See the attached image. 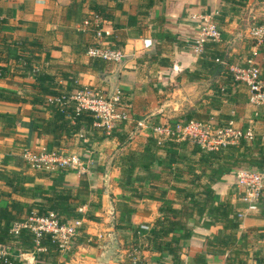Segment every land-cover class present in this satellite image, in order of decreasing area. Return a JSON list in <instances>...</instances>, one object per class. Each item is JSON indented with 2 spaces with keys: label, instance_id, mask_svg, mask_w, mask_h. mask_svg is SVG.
I'll return each instance as SVG.
<instances>
[{
  "label": "crops",
  "instance_id": "0c3cea01",
  "mask_svg": "<svg viewBox=\"0 0 264 264\" xmlns=\"http://www.w3.org/2000/svg\"><path fill=\"white\" fill-rule=\"evenodd\" d=\"M98 9L113 20H101L97 27L93 18ZM202 15L213 17L221 38L205 43L196 55L193 48L200 38L198 18ZM263 24L264 0H0V67H7L0 87L25 100L0 101V113L11 117L12 124L0 126V206L16 201L33 205L37 211L39 206H48L47 199L55 192L66 190L71 194L69 202L77 205L82 214L85 241L75 239L72 250L54 258V264H132L134 258L139 264H169L167 255L151 251L142 237L133 235L135 229L144 224L152 228L162 218V201L157 197L134 198L136 177L145 172L136 167L132 175L124 178V170L142 155L147 142L152 150L161 147L156 152L160 159L168 156L164 145L170 140H161L156 128L193 117L194 113L221 126L232 119L236 127L244 131L252 127L255 139L264 140V118L251 123L255 109L245 84L234 83L232 75L231 94L227 93V99L225 94L220 100L217 98V86L227 87L231 79L228 65L246 67L252 61L261 67L264 77V41L258 46L250 36L254 26ZM14 42L25 48L24 54L32 51V67L53 77L64 92L83 86L109 91L116 81L130 108L129 120L116 128L124 140L103 137V129L96 125L94 116L76 132L56 136L55 124H47L54 120V114L46 106L34 103L42 95L33 88L34 79L24 76L23 60L6 56L4 46H13ZM99 42L120 50L123 61L111 64L89 57L88 48ZM210 55L216 58L217 68L213 64L197 67L200 60L211 62ZM176 142L181 147L172 170L181 173L160 187L167 191L173 207L180 209L182 198L173 187L203 191L215 168L212 163H200L201 153L193 149L192 141ZM42 148L78 155L86 170H70L64 175L57 170L43 176L18 165L25 149ZM156 165L155 175L166 180L161 164L157 161ZM189 171L200 175V180L192 183ZM238 172L223 175L212 189L215 204L229 200L233 215H242L240 228L224 230L220 224H207L208 216L194 214L189 221L193 234L185 242L186 250L181 256L184 263H194L198 254H206L208 240L232 237L233 249L222 254L207 253L205 264H264L261 206L239 198ZM5 173L23 179L19 193L6 182ZM143 184L146 189L150 187L147 182ZM21 227L15 222L10 231L16 233ZM135 240L140 246L138 253L131 248ZM0 252L19 264L38 263L36 250L9 251L0 244Z\"/></svg>",
  "mask_w": 264,
  "mask_h": 264
},
{
  "label": "trees",
  "instance_id": "16d2710c",
  "mask_svg": "<svg viewBox=\"0 0 264 264\" xmlns=\"http://www.w3.org/2000/svg\"><path fill=\"white\" fill-rule=\"evenodd\" d=\"M96 15H98L102 21L113 20L103 9H98L96 11ZM4 49L6 50V56L8 59L11 58L16 61L21 59L23 60L24 76L34 79L33 88L37 89L40 95H42L41 98L35 100L34 103L46 106L45 109L51 115L54 114V120L49 121L47 124L49 125L51 122L55 124L54 132L56 136L61 137L64 134L68 135L76 132L84 123L93 120L94 114L85 110L78 112L74 101H70L66 104L64 101L58 103L56 101H49L48 98H46V96L50 98H61L65 92L62 87L56 83L53 77L40 71L33 73L34 68L32 67V61L34 53L32 51L29 53L27 52L28 54H24L26 52L25 48L18 47L15 42L13 46H4ZM211 57V62L213 63H205V61L200 60L197 63V67L203 64L206 67H210L211 64L216 66V64H214L216 58L213 55H210V58ZM1 59L2 54L0 53V60ZM213 68H217V66ZM6 69L7 67H0V80L4 79ZM227 74L231 77L228 86L226 87L223 84L217 86L218 100L222 98L223 94H225L224 97L227 99L228 94H231L232 92L233 72H228ZM233 81L235 83L234 75ZM78 88L73 89L72 91L68 89L66 93L73 94L80 89ZM0 101L25 102L24 98L16 92L6 90L1 87ZM197 116L198 115L194 113L193 117H188L184 120L187 122L192 120L197 122H210L203 118H198ZM9 118L11 117L0 113V126L2 123H4L5 126H12ZM71 120L74 121L73 124H71ZM230 121H232V119L227 120V123ZM217 125L221 126L219 124ZM117 126L109 133L101 127L103 129L102 136L105 137L107 135L108 137H113L119 141H123L124 137L116 131ZM251 143L253 144L251 145ZM180 147V143L170 140L164 145V148H166L169 153L168 156L160 159L156 152L157 149L161 147H157L156 151L152 150V145L147 142L146 149L142 155L140 154L136 156L135 161L131 162L128 165V168L124 170V178L125 175H132L136 167H141L145 174L137 175L136 181L138 186L133 191V197L139 199H153L157 197L162 201L159 208V211L162 213V218L156 220L155 224L144 239L148 248L153 252L160 253L162 256L164 254L167 255L170 260L169 264H205L207 253L222 254L226 250H232L234 246V239L232 237L230 239H210L207 242L206 254H198L194 259V263H184L181 260V256L186 250L185 242L190 240L193 234V228L189 225V221L194 217V214L200 217L206 215L208 216V221H206L207 224H220L223 226L224 230H238L240 228L243 217H241L238 213L233 215L234 211L232 203L229 200H222L219 204H215V192L212 189V185L215 184L223 175L229 174L234 170H263L264 140L260 141L254 138L252 142H248L244 138H241L237 143H232L226 145L225 147H219L217 150L210 151L204 150L199 145L195 144L193 149L201 153L200 163H212L214 164L215 170L210 176L209 184L204 187L203 191L193 192L185 186H174L173 188L176 194L182 198V207L180 209H175L173 207V202L167 198V191L161 189L160 185L169 184L170 178L173 177V179L176 180L175 174L181 173L178 169L176 171L172 170V165L175 163L176 159L178 160L179 154L177 152ZM171 155H173V157H171ZM18 161V165H25L26 168L29 167L24 158ZM157 161L158 164L160 163L162 166V173L165 174L164 178L166 180H161L160 177L158 175L156 176L154 173ZM58 171H60V175H64L70 170L61 168ZM189 173L192 177V183L200 180V175H196L190 171ZM39 174L49 176L52 172L47 173L41 171ZM5 175L9 180L6 182L13 187L15 192L19 193V189L23 188V179L16 174L5 173L4 176ZM145 182L150 185L148 189L143 187V183ZM13 183L16 184V187ZM70 198L71 194H69L68 191H57L48 197V206H39L37 211L34 210L33 205L21 204L16 201H12L5 207L0 206V244L6 246L9 251H20L25 249L39 251L37 253V264H54V258L59 256L62 251L52 241L49 235L46 234L37 238L35 233L28 226L24 225L28 223L33 211H36L38 216H46L51 211L55 212L61 223L81 219L82 214L79 213L77 205L69 202ZM239 198L241 197L239 196ZM257 204L261 206L262 216L264 218V195L258 199ZM127 220L128 219L126 218V221ZM7 222H9L10 225ZM15 222L22 225L17 233L10 231L13 223ZM113 223L115 225V222ZM138 231V228L133 231L134 238L138 237ZM79 241L84 242L85 238L80 237ZM134 246L140 249L136 240L134 242ZM52 257L53 259L49 261V258ZM47 261H49V263ZM0 264H19V262L13 259L10 255L0 254Z\"/></svg>",
  "mask_w": 264,
  "mask_h": 264
},
{
  "label": "built area",
  "instance_id": "2783aa9c",
  "mask_svg": "<svg viewBox=\"0 0 264 264\" xmlns=\"http://www.w3.org/2000/svg\"><path fill=\"white\" fill-rule=\"evenodd\" d=\"M93 19V23L98 27L101 21L100 17L95 15ZM198 19L200 22V38L193 48L196 55L202 52L203 45L206 42H217L221 38V33L213 17L202 15ZM101 36L102 31L99 30L98 37ZM250 36L258 46L261 45L264 41V24L254 26L250 31ZM87 54L93 59H101L111 64L121 63L124 59V54L120 50L111 49L110 45L104 42H99L97 45L89 47ZM217 61L227 65L223 61ZM228 67L233 72L235 82L245 84L249 88V102L255 109L251 123H254V119L259 117L264 118V111L261 110L264 107V78L261 67L253 64L252 61L246 67H232L229 65ZM37 71L38 69L34 68L33 72ZM49 101L58 103L64 101L66 104L74 101L78 112L82 110L92 112L97 120L96 125L104 128L108 133L118 124L130 118V108L124 101V92L120 87L115 89L112 97H109V91L83 86L73 94L65 92L61 98H50ZM156 131L163 141H192L207 151L217 150L219 147L237 143L241 138L248 142H252L255 138L252 127L244 131L236 127L233 121L223 126H218L213 121L197 122L192 120L187 122L184 119H179L172 125L166 124L157 127ZM23 158L30 169L39 172L51 173L61 168L80 172L86 170L80 156L69 154L63 150L26 149L23 152ZM236 187L243 202L247 204L257 202L264 195V169L261 171L240 170L237 174ZM24 226H28L37 238L42 235H49L63 253L71 251L75 239L84 235V221L82 219L61 223L56 213L52 211L46 216H38L36 211H33L28 223ZM150 230V225L144 224L139 228L138 236L145 239ZM131 248L136 251L135 253L140 251L134 245ZM0 254L4 255L2 252ZM132 264H139L138 259L134 258Z\"/></svg>",
  "mask_w": 264,
  "mask_h": 264
},
{
  "label": "water",
  "instance_id": "95a60500",
  "mask_svg": "<svg viewBox=\"0 0 264 264\" xmlns=\"http://www.w3.org/2000/svg\"><path fill=\"white\" fill-rule=\"evenodd\" d=\"M116 88H117L116 81H114L112 83V86L110 87V90H109V97H112V95H113V93H114ZM115 247H116V245H115Z\"/></svg>",
  "mask_w": 264,
  "mask_h": 264
}]
</instances>
